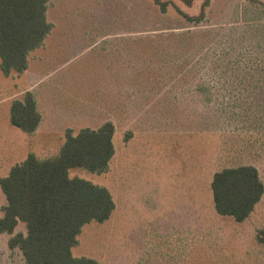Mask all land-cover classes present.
I'll return each instance as SVG.
<instances>
[{
    "label": "rangeland",
    "instance_id": "1",
    "mask_svg": "<svg viewBox=\"0 0 264 264\" xmlns=\"http://www.w3.org/2000/svg\"><path fill=\"white\" fill-rule=\"evenodd\" d=\"M50 0L53 25L5 75L0 58V179L29 154H59L67 131L113 122L105 172L70 170L104 187L115 208L72 249L98 264H264V196L243 222L219 215L215 172L255 166L264 183V0ZM197 18L186 20L176 9ZM219 70L221 74H216ZM30 91L42 120L26 133L12 103ZM6 198L0 186V218ZM0 233V264H25Z\"/></svg>",
    "mask_w": 264,
    "mask_h": 264
},
{
    "label": "trees",
    "instance_id": "2",
    "mask_svg": "<svg viewBox=\"0 0 264 264\" xmlns=\"http://www.w3.org/2000/svg\"><path fill=\"white\" fill-rule=\"evenodd\" d=\"M49 1L0 0V58L5 75L27 70L30 53L40 47L52 31L53 25L47 19ZM153 1L162 13L167 12L171 3ZM178 1L186 7H192L195 2ZM209 2L205 0L202 8ZM176 9L190 22L199 23L204 19L203 9L197 18ZM41 120L30 91L22 100L12 103V125L32 134ZM114 133L115 125L111 121L97 129L83 128L76 135L69 130L55 157L42 160L29 154L0 179L6 198L0 233L13 234L18 224L24 223L26 233L15 234L9 244L20 249L25 264H98L91 258L75 257L72 249L78 243L82 228L90 222L107 221L115 204L108 189L71 178L70 170L105 172L115 153ZM211 189L216 212L239 223L253 213L264 196V183L253 165L215 172ZM257 241L264 244V229L257 233Z\"/></svg>",
    "mask_w": 264,
    "mask_h": 264
}]
</instances>
